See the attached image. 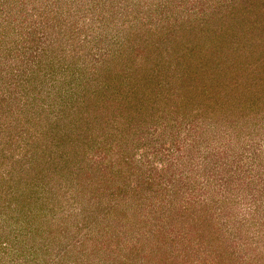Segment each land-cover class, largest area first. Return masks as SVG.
<instances>
[{"label":"rangeland","instance_id":"374dc122","mask_svg":"<svg viewBox=\"0 0 264 264\" xmlns=\"http://www.w3.org/2000/svg\"><path fill=\"white\" fill-rule=\"evenodd\" d=\"M0 264H264V0H0Z\"/></svg>","mask_w":264,"mask_h":264},{"label":"trees","instance_id":"16d2710c","mask_svg":"<svg viewBox=\"0 0 264 264\" xmlns=\"http://www.w3.org/2000/svg\"><path fill=\"white\" fill-rule=\"evenodd\" d=\"M230 56L231 57H233V58H236V53L235 54H233V52L230 54ZM233 86L235 85V84H237V83H235V80H233ZM239 97H242V101H244V102H246L248 105H249V108L250 109H254V108H256V105H257V103H258V100L260 101V99L261 98H259L257 101H256V98L255 97H253V96H250V94H244V95H239V93L238 94H236L235 95V99H236V101H237V99H239ZM230 98V97H229ZM225 99V98H224Z\"/></svg>","mask_w":264,"mask_h":264}]
</instances>
